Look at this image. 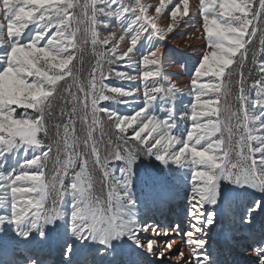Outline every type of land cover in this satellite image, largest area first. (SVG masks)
Wrapping results in <instances>:
<instances>
[{
    "label": "snow or ice",
    "instance_id": "snow-or-ice-1",
    "mask_svg": "<svg viewBox=\"0 0 264 264\" xmlns=\"http://www.w3.org/2000/svg\"><path fill=\"white\" fill-rule=\"evenodd\" d=\"M98 3H103L105 7L97 8ZM116 3L117 0H86L83 5L84 15L89 25L86 31L90 32L93 45L100 43L107 45L113 39L110 35L100 41L97 38L95 26L97 15L106 12L111 5ZM167 3H170V0H160L159 7L155 9L156 13H161ZM2 6L4 19L7 21V36L10 40L13 37H19L29 24H35L38 31L32 41L27 44H20L17 40L12 41L10 50L2 58L6 66L0 71V155L9 149H18L22 146L44 147L38 139V134L46 131V116L52 114L50 109L54 106L57 85L60 81H65L67 85L64 89L67 94L65 99L66 103L72 104V109L66 112L64 108H61V116L69 117L68 122L63 124L64 150L67 153L75 142L74 140L70 142L69 139L74 131L70 129V126L74 124L73 117L78 110L82 111L83 115L80 118L86 122L90 102L92 124L89 126L86 143H91V155L95 157L96 164L104 170L105 180L107 181L110 177L112 179L107 208L104 209L99 200L95 203L92 201L90 195L92 185L87 172V161L81 157L80 171L76 172L73 178L71 191L66 192L63 190L64 175H67L68 168L75 164L79 153L68 155L50 183L44 178L43 167L44 162L52 153V146L49 145L47 151L33 156L31 160L22 164L21 171L10 178L6 188H0V192L10 197L14 223L26 217H33L35 220L47 218L49 222L55 218L59 207L53 209L51 214H46L44 211V201L51 186L56 190L60 202L66 194L73 198L71 222L72 229L78 236L87 238L94 234L99 236L100 242L103 243L107 238L125 234L122 231L125 225L118 221L120 204L124 199L119 189L124 185L112 178V174L107 170V161H101L93 138V131H95L93 126H99L100 112H105L110 120L115 119L117 139L124 144V154L122 155L119 151L115 152L116 160L123 158L131 163L134 151L127 147L131 139L145 145L147 152L158 153L157 159L161 161H165L166 158H171L177 163L184 160L190 161L193 187L192 210L189 215L193 220V231L185 234L188 237L186 243L190 247L194 246L196 249L203 247V241L194 239V236L200 231L199 224L203 221V205L215 203L213 192L216 180L231 179L236 183L253 186L264 184V145L253 146L254 134L251 125L255 123V120L250 118L246 111L247 98L243 86V72H241V80L237 82L240 84L239 109L234 111L227 103L233 64H238L243 68L248 52L247 46L253 42L258 32L260 43L264 45V28L261 27L264 25V0H258V6H256V0H200L204 32L210 51L203 55L192 77L193 95L196 101L191 104L192 127L187 133L183 147L175 153L167 152L169 145L178 143L177 139L170 135L171 125L168 121L160 122L147 116L146 108L135 112L134 115L121 118L109 110L97 107L99 101L109 98V95L105 94L106 86L103 80L107 77L101 70V61L109 55L114 56L116 60H123L131 53V47L123 55L117 54L116 46L111 47L107 52L98 53L99 59L90 73L89 88L86 90L78 83L73 67L70 66L79 49L76 42L78 25L85 22L71 12L79 6L77 0H2ZM89 8L91 9L90 16H88ZM122 9V11L121 9L116 11L117 19L122 18L124 13L129 11L135 16V19L130 20L124 30L125 35L133 33L132 46L148 30V26H151L153 35L162 40L165 39L164 29L157 28L156 18L148 15L147 8L140 3V0H136L135 7L131 9L128 7H122ZM137 10H139L138 14ZM178 12L181 17L189 15V0H183L182 10L177 8L171 12L173 24L169 25L167 32L173 31V26L177 23ZM210 13L211 19H209ZM137 24L139 27H134ZM3 28L4 25L0 24V30ZM52 28H55L54 35L43 47H37ZM125 35H121L119 39L124 40ZM108 62L112 63V60ZM253 63H256L255 59ZM142 64L145 68L148 65L156 66V70L147 68L140 76V79L145 82L143 95L147 105L156 97L154 93L165 91L160 83L162 63L156 51L144 57ZM98 71L100 72L99 83L96 76ZM257 71L264 73V64L259 65ZM116 75L124 78L123 74L117 73ZM27 77L35 79L29 83ZM202 77L212 79L204 83L201 82ZM129 79H137V77L133 76ZM149 79L153 80L151 85L147 83ZM69 80L72 82L69 83ZM74 86L78 88L82 96L72 91ZM251 87L255 89L257 97L252 106L254 108L264 107V76L256 79ZM107 91L118 93L120 96L133 95L131 91L117 88H107ZM174 91L175 87L170 86L166 90V95ZM202 97H207V99L202 100ZM12 105L33 109L38 116L15 119L13 118L15 109L11 107ZM134 124L138 125V130L134 129V135L129 138L124 134L127 128ZM60 127L61 125L58 124V136ZM145 132H147V137H142ZM153 133H156L159 138L155 139L154 144H149L148 137H152ZM202 141L206 142L207 146L198 150L197 146L201 145ZM157 146H163V154ZM154 148L157 150L153 151ZM233 153L236 156L235 161L231 158ZM57 163H60L59 157H57ZM29 168H35V172L29 173ZM56 181L59 182L58 188ZM128 203L131 204V201ZM205 223L210 224L211 218ZM32 227L35 228L36 224L33 223ZM142 229L146 232L152 231L154 235H168L167 232L160 233L148 226ZM137 234L130 230V238L135 239ZM138 246L151 252L155 241L149 239ZM165 248L171 252L173 243L171 241L166 243ZM193 256L197 261L201 259L198 254L194 253ZM183 257V252L177 254L178 259H183ZM261 264H264V259Z\"/></svg>",
    "mask_w": 264,
    "mask_h": 264
},
{
    "label": "rangeland",
    "instance_id": "rangeland-1",
    "mask_svg": "<svg viewBox=\"0 0 264 264\" xmlns=\"http://www.w3.org/2000/svg\"><path fill=\"white\" fill-rule=\"evenodd\" d=\"M85 2L86 0H77L79 6L71 10L72 14L77 16L78 19L85 21L78 25L79 31L76 35V42L79 45V49L78 51L74 50L76 51V58L73 60L72 65H70L73 67V72L77 77L78 83L86 90L89 88L90 73L97 64V60L99 59L98 53L102 51L107 52L108 49L116 46L117 54L123 55L131 47V53L123 60H116L114 56L109 55L108 58L101 61V70L104 73L108 65H111L108 61L110 59L112 60V64L116 65V68L113 70L116 79L113 83L105 79L103 80V84L106 86L105 94L109 95V98L104 101H99L97 107L109 110L121 118L129 117L134 115L135 112L146 108L147 116L160 122H169L171 125L169 129L170 135L175 137L178 143L169 145L167 152H179L180 148L183 147L184 141L187 139L189 129L192 127L190 120L191 104L196 102L193 95L192 77L195 75V70L202 61L203 55L210 51L207 36L204 32V20L200 0H189L188 16L181 17L179 12L177 13V23L173 26L172 32H167L169 25L173 24L171 12L177 8L182 10L183 0H170V3H167L159 14L156 13L155 9L159 7L160 0H140V3L147 8L148 15L156 18L157 28L164 29L166 37L162 40L153 35L151 26H148V30L141 35L140 39L133 46L131 43L133 33L125 35L124 30L127 28L129 21L135 19V16L129 11L124 13L122 18L117 19L115 13L118 9L122 11V7H128L129 9L135 7L136 0H117V3L111 5L106 12L97 15V23L95 26L98 34L97 38L103 41L104 38L110 35L113 37L107 45L102 43L97 45L92 44L91 34L86 31L89 25L84 15L85 10L83 5ZM256 6H258V0H256ZM96 7L104 8L105 5L98 3ZM138 13L139 10H137ZM194 13L197 15L195 19L192 17ZM90 15L91 9L89 8L88 16ZM186 19L195 21L193 32L196 34L195 36L189 34L190 36H187V40L182 44L183 47H190L191 43L194 42L201 45L199 51L192 54L191 57L183 58L180 56L175 62L177 67L173 68V65H170L166 59L167 55L162 56L160 52L168 50L164 47H169L173 44L175 35L178 34L180 26H182ZM209 19H211V13L209 14ZM0 24L4 25V28L0 30V71H2L6 66L2 58L10 50L11 42L17 40L20 44H27L32 41L38 29L35 24H29L19 37H13L10 40L7 36V21L4 19L2 0H0ZM134 27H139V24ZM261 27L264 28V25H261ZM54 33L55 28L50 29L44 40L40 41L37 47H43ZM121 35H125L124 40L119 39ZM170 39L172 41H170L171 44L169 43ZM247 48L248 52L243 68L238 64H233L232 66L233 72L229 80L230 94L227 97V103L232 110L236 111L239 109L238 96L240 94V84L237 82L241 80V72H243V86L247 98L246 111L250 118L255 120V123L251 125L254 134L253 146L260 147L264 145V107L254 108L252 106L253 101L257 97L255 95V89L251 87L256 79L264 76V73L257 71L258 66L264 64V45L260 43L259 32ZM156 51L162 63V80H160V83L163 85L165 91L154 93L153 95L156 97L150 104L146 105L143 95L145 82L140 79V76L142 71L147 70V68L156 70V66L148 65L145 68L142 64V59ZM253 59L256 61L255 64L253 63ZM117 73L123 74L124 78L116 75ZM96 76L99 83V71L96 73ZM133 76L137 77V79H129V77ZM177 77L185 78L186 82L183 87H180V84L177 83ZM27 79L31 83L35 78L27 77ZM211 79V77H202L201 82L207 83ZM71 82L69 80V83ZM147 83L151 85L153 80L149 79ZM66 86L65 81L58 83L54 105L55 103L66 101L67 94L64 91ZM170 86H174L175 91L166 95V90ZM107 88L128 90L133 92V95L120 96L118 93L108 92ZM72 91L82 96V93H79L78 88L75 86L72 88ZM201 99H207V97H202ZM113 100H122V102L115 101L116 106L110 107ZM11 107L15 109L13 113V118L15 119L35 118L38 116V113L33 109H25L16 105H12ZM78 112V121H74V124L70 126V129H74V131L69 139L70 142L72 140L75 142L67 153L63 145V125L61 126L62 128L60 127L61 133L59 136L56 134L54 139L50 135L48 138V142L52 146V153L47 161L44 162V178L51 183L53 177L57 174V169L63 165L68 155L79 153V156L75 159V164L68 168L67 175H64L63 190L66 192L71 191V183L76 172L80 171L82 157L87 161V172L91 178L92 187L90 189V195L92 201L95 203L99 200L101 207L106 209L112 179L110 177L107 181L105 180L104 170L96 164L95 157L91 155V143H86L89 126L92 124L90 102L86 122L80 118L83 112L79 110ZM99 118V126H93L95 127L93 138L96 142V148L101 157V161H107V170L112 174V178L124 185L123 188L119 189L124 199L120 204L118 221L125 225L122 229L125 234L107 238L103 243L100 242L99 236L94 234L89 235L87 238L78 236L73 231L71 222L73 198L71 195L66 194L60 202L56 190L51 186L48 196L44 201V211L46 214H51L53 209L59 207L55 218L49 222L47 218L35 220L33 217H26L18 223H14L10 207V197L0 192L1 264H12L13 256H19L25 252H29L30 257L40 254L42 264L52 263L57 256L60 259L68 256L67 260L70 261L81 260L82 262L84 260L86 261L85 263L89 262L87 260L93 259L92 261L94 263L96 262V264H118L119 259H121L124 260L125 264H129V258L136 257L141 251L138 244L142 237L144 217L146 215H152V218H154L159 216V212L168 210L172 213L169 224L173 225L177 216V211L174 212L173 209L176 208L179 202L184 204L192 201L191 192L193 182L190 161L184 160L177 163L171 158H166L165 161H161L157 159L158 153L147 152L145 145H141L138 141L131 139H129L127 145V147L134 151L131 163L123 158L116 160L114 154L119 151L123 155L124 144L117 139V130L114 127L115 119L110 120L105 112H100ZM68 119L69 117L67 116L64 124L68 122ZM51 124L53 125V123ZM58 124L54 122L56 128ZM76 129L78 131H75ZM134 129L138 130V125L134 124L132 127H128L124 135L131 138L134 135ZM47 135L48 130L46 126V131L38 134V139L44 145L42 148L22 146L18 149H9L0 155V188H6L7 182L11 177L21 171V166L25 161L31 160L33 156L47 151L49 144L47 145L43 142V137ZM142 137H147V132L143 133ZM157 138L159 136L153 133L152 137H148V143L154 144ZM206 146V142L202 141L201 145L197 146V149L202 150ZM157 148L160 149L162 154L164 153L163 146H157ZM156 150V148L153 149V151ZM57 157L60 160L59 164L57 163ZM50 158L56 161V165L54 167L51 166L49 170V172L53 173L47 175L49 172L45 167ZM231 158L233 161L236 160L234 153ZM28 171L29 173H33L35 172V168H29ZM56 186L57 188L59 187L58 181H56ZM213 195L215 196V203H206L203 205V209L207 215L210 214L212 218H218L217 220H219L222 214L226 221V226L228 223L234 222L235 216L239 218V222H242L245 216H247L248 211L258 207V205L261 207L264 206V184L253 186L250 184L236 183L231 179L225 180L220 178L215 181ZM128 201H131V204ZM229 218L233 221L227 222ZM33 223L36 224L35 228L32 227ZM218 226L220 227V225ZM186 229L184 226L182 231L184 232ZM130 230L138 233L135 239L130 238ZM228 231L229 229H227Z\"/></svg>",
    "mask_w": 264,
    "mask_h": 264
},
{
    "label": "bare ground",
    "instance_id": "bare-ground-1",
    "mask_svg": "<svg viewBox=\"0 0 264 264\" xmlns=\"http://www.w3.org/2000/svg\"><path fill=\"white\" fill-rule=\"evenodd\" d=\"M192 17L195 19L197 17L196 13ZM187 19L180 26L178 34L173 39V44L170 43V39L169 43L171 45L164 47L168 50L160 52L162 56L167 55L166 59L170 65H173V68L177 67L175 62L180 56L183 58L191 57L192 54L199 51L201 45L194 42L191 43L190 47L186 48L184 46V50L182 44L187 40V36L191 34L195 36L196 34L193 32L195 21ZM176 81L180 84V87H183L186 82L183 77H177ZM191 210L192 201L184 204L179 202L176 208L173 209L174 212L177 211L173 225L169 224V219L172 215L171 211L159 212V216L154 218H152V215H146L143 219L142 228L148 226L150 229L155 228L160 233L167 232L168 235H154L152 231H143L139 244L142 245L147 240L152 239L155 241V246L151 252L140 246L141 251L136 257L129 258V264H261L262 259H264V206L258 205V207L248 211L242 222H239V218L235 216L234 222L228 223L227 226L229 228L226 226V221L222 214L217 220L218 218L214 219L210 214L207 215L202 208L203 221L199 224L200 231L195 233L194 236V239L203 241V247L198 249L194 248V246L190 247L186 243L188 237L185 234L193 231V220L189 215ZM209 218H211V223H205ZM232 221L231 218L227 220V222ZM218 225H220L221 229H219ZM184 226L187 229L183 232ZM227 229H229L228 232ZM170 241L173 243L171 252L165 248V244ZM179 252H183V259L177 258ZM194 253L200 256L201 259L199 261L195 260ZM67 257L60 259L57 256L50 264H96V262L92 261L93 259H89L87 260L89 262L85 263L86 261L84 260L82 262L81 260L70 261L67 260ZM40 260H42L40 254L30 257V253L25 252L19 256H13L11 263L42 264ZM119 260L118 264H125L124 260Z\"/></svg>",
    "mask_w": 264,
    "mask_h": 264
},
{
    "label": "trees",
    "instance_id": "trees-1",
    "mask_svg": "<svg viewBox=\"0 0 264 264\" xmlns=\"http://www.w3.org/2000/svg\"><path fill=\"white\" fill-rule=\"evenodd\" d=\"M113 66H115V67H113ZM114 68H116V65H113L111 63V65H108V68L104 71V74L107 77L105 80L109 81L110 83H113L115 81V79H116V77L114 75V72H113ZM57 95H60V94H57ZM115 101H117L119 103L122 102V100H120V101L113 100L111 102V106L110 107L116 106V102ZM103 107H105V106H103ZM61 108H64L66 112H70L71 109H72V104L71 103H66V101L60 102V103H55V105L51 109V113H52L51 116H46V126H47V130H48V135L43 137V139H44L43 142L45 144H47V145L48 144L50 145V142H48L49 141L48 138L50 137V135L52 136V138L54 137V139H55V136H56V134L58 132V129L54 126V122L56 124L59 123L62 126L64 124V122H65V118L67 117L66 115L63 116V117L61 116ZM78 113L79 112L77 111L76 115L73 117V120L76 121V122L78 121V117H79ZM51 123H53V125ZM75 131H78V129H76ZM59 132L61 133V129H59ZM59 143H57V144L59 145ZM54 165H56V161L53 160L52 158H50L48 160V162L46 163L45 169L48 170V172H49V170L51 169V166L54 167ZM50 173H53V172H49V173H47V175L50 174Z\"/></svg>",
    "mask_w": 264,
    "mask_h": 264
}]
</instances>
